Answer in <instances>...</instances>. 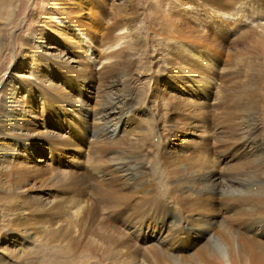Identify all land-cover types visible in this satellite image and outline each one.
Returning <instances> with one entry per match:
<instances>
[{
    "label": "rangeland",
    "instance_id": "1",
    "mask_svg": "<svg viewBox=\"0 0 264 264\" xmlns=\"http://www.w3.org/2000/svg\"><path fill=\"white\" fill-rule=\"evenodd\" d=\"M42 2L47 6L45 10L41 7V0H0V109L1 107L12 109L14 105H20V108L26 109V113L34 110V113L43 117L49 115L44 113H47L46 105L50 102L55 114H51L47 128L59 136L71 138L73 144L69 141V145L60 148L57 161L53 159V153L49 151L46 153L45 149L41 151L38 148L34 152L35 158L30 161L33 171L36 170L34 173L39 175L35 174L34 180L30 178L29 184H32V188L30 194L24 197L27 203L20 207L25 213L17 214L15 221L10 223L11 226L6 224L9 216L14 210L19 213L17 207L19 208L23 201L20 197L21 200L6 195L9 193L7 186L11 183L12 175L16 174H12L15 165L10 163L7 168L0 170V264H222L210 256L207 242L209 243L213 236L217 239L220 237V240L224 239V224L236 227L238 233L245 232L244 228L249 223L246 213L251 215L250 220L255 217L264 218V196L252 198L246 205L236 206L237 209L236 207L231 209L233 212L223 205L214 203L221 202L220 194L229 199L230 192L227 187L224 189L223 184H219L222 183L221 180L226 177L228 179L242 167H247V164L252 165L250 163L254 160L249 162L252 157L257 159L255 161H258L259 165H264V151L261 153L263 157L245 154L247 150L251 151L250 149L244 152L237 151L235 147L240 140L236 136L230 139L229 132L234 126L232 123L236 124L240 116L251 113L256 120L254 140L264 145V30L260 26L264 24V20L254 13L253 16L241 22H234L230 26V19L224 18L223 22L218 16L213 17L204 6L187 8L177 5L176 0H103V6L95 9L83 0ZM119 12L122 17L124 14L127 15L128 18L124 16L127 20L124 17L120 18ZM96 15L101 16L103 26L113 18L128 26L126 31L124 28L122 30L102 28L109 31L105 30V35L103 34L106 41H116L115 32L121 31L118 34L122 37L117 39L116 46L112 44L106 49L111 53V57L99 61L85 57L83 43L76 37L74 30L69 28V25H72L93 32L91 29L93 26L79 25L78 22L88 23L91 19L95 20ZM63 18H68L74 23L65 25ZM33 31L36 32V40L41 39L42 48H37L31 41L30 33ZM50 31H54L53 34ZM54 36L60 39L56 40ZM214 42L222 46L223 52L215 60L214 65L208 67L207 62L201 61V57H204L201 50ZM34 46L36 50L31 54ZM94 49V55L98 57L99 53L96 50L104 52L99 46ZM43 51L51 52L53 56H45ZM56 51L64 53L69 62L57 60ZM35 54L36 57L37 54H42L43 58L39 63L33 57ZM88 55L93 57L91 52H88ZM45 63L59 66V71H54L58 78L48 76V72L39 67ZM109 70L113 71L110 75ZM121 70L126 71L125 78L121 76ZM207 71L213 75L214 80L210 82L211 86L209 83L210 93L205 98L199 89L194 87L193 92L190 88L189 76L194 77L195 82L200 84L198 79H201L204 73L207 74ZM89 73L91 80L86 82L84 78L86 79L85 75ZM66 80L80 81L81 91L71 92V84L66 89ZM107 81L113 83L124 81V84L116 86L113 92L128 95V100L122 107L123 113H119L121 124L118 130L112 136L108 135L109 138L99 134L96 138L92 136V132L98 125H94L92 115L102 105V89ZM23 86L32 90L29 92L33 94L31 97L35 100L28 105L23 102L27 98ZM61 95L73 96L74 100L81 97V106L74 104L73 108L79 109L73 110L68 106L70 104L64 96L60 101L56 100ZM47 96L50 97L49 100ZM87 112L91 114L90 117L83 116ZM114 113H118V110ZM6 117L0 114L1 121H7ZM15 117L19 118L16 115ZM198 117L203 119V122ZM183 122L184 126H187L183 127ZM193 123H196L195 126ZM69 125L75 128L74 134L69 130ZM40 137L39 135L36 137L39 138L36 139L38 143ZM6 140L9 138L6 137ZM41 141L48 146V141ZM17 143L20 145V142ZM37 151L41 154H36ZM123 152L127 156L137 155V162L144 164L141 169L143 171L136 175L137 177L134 176L136 178H131L132 181L130 178L125 179L122 172L112 168L115 163L112 162L114 155L118 156ZM248 157L251 158L248 160ZM38 158L44 162H40ZM258 164L254 166L259 167ZM92 166L100 170L104 167L102 170L107 171L106 175L112 178L111 183L106 182L107 184L100 185L101 187L89 183L87 189L89 195L87 193L86 195L90 199L88 207H91L90 210L93 212L75 219L71 214L74 207L71 200L73 191H61L64 178H60L59 187L58 183L51 179L48 170L54 168L51 171L52 175L68 171L73 176L79 174L76 177H80L89 174ZM209 168L219 176L214 181L220 186V192L223 191L211 193L215 197V200L212 199L213 206L205 210L199 207L197 209L195 199L187 190L179 192L180 194L177 192L179 196L175 194L176 191L170 194L172 197L175 195V198L169 197L170 199L174 202L179 201L174 203L177 208L167 203L164 193L168 188L189 180L194 182L192 174ZM60 169L65 170L62 172ZM184 173L189 174L187 176ZM99 176H96L97 179L103 182V178ZM135 179L136 181L142 179L140 183L145 187L140 186L138 191L132 188L131 183ZM262 179L264 177H261ZM132 189L137 192L133 193ZM63 193L65 197L62 196ZM40 195L53 201L50 210L54 208L56 216L53 215V211L47 212L44 209L43 215V209L39 210L44 202L43 199L38 201ZM66 196L71 197L68 202H64L67 200ZM233 196L232 194L229 197ZM153 197L158 198L154 205L151 203ZM180 197L182 199H179ZM18 200L21 203H18ZM160 201L165 202L161 204ZM188 201H192V204ZM120 202L126 203L125 206L130 204L128 207H131L124 210L123 216L124 214L126 217L130 216L134 209L137 216L140 215L142 220L138 223L143 222L141 230L116 215H110ZM136 202H139V206L140 203L143 204L141 207L138 204L133 205ZM148 202L151 203L149 208ZM34 206H37L38 211L34 210ZM66 208L69 210L66 211ZM25 209L29 212L32 210L33 215ZM175 210L181 212L182 219H186L182 224L185 229L178 233L173 229L178 221V217L175 218L177 214ZM55 211H60L61 214ZM45 215L58 219L57 229L43 227ZM58 215H62L60 220ZM210 216L216 221L201 226L203 217L209 221ZM257 222L259 220L256 221V225L259 224ZM201 229H208V234L202 237ZM189 232L190 235L187 236ZM262 233L263 236L257 237L264 241V229ZM126 237H129V240L125 239ZM252 237L257 241L255 235ZM239 250L241 255L237 257L235 264H252L251 257L255 249L243 237L240 238Z\"/></svg>",
    "mask_w": 264,
    "mask_h": 264
},
{
    "label": "bare ground",
    "instance_id": "2",
    "mask_svg": "<svg viewBox=\"0 0 264 264\" xmlns=\"http://www.w3.org/2000/svg\"><path fill=\"white\" fill-rule=\"evenodd\" d=\"M105 1V0H104ZM83 2H85L86 4H90L92 8H97V7H102L103 6V0H83ZM177 2V5H182V6H187V8H197V5L198 6H204L206 7L209 12H211L212 16L214 17H217L218 19L220 20H223L224 18L225 19H230V26H232V23L234 22H241L243 19L245 18H249L250 16H253V14L255 13L256 15L259 16L260 19L264 20V0H176ZM22 3V2H21ZM20 3V4H21ZM42 2L41 0V7L45 10L47 8V6H45L46 4ZM107 3V2H105ZM19 4V5H20ZM23 4V3H22ZM238 5V7H236ZM24 7V5L22 6V8ZM56 7V6H55ZM91 7L89 9H91ZM48 10V9H47ZM10 11V10H9ZM21 11V10H20ZM118 12V11H116ZM121 12H119L120 14ZM118 14V13H117ZM115 17L117 16L116 13L114 14ZM121 15V14H120ZM118 15L120 18L124 19L127 15L124 14V18L122 17V15L120 16ZM100 17L101 16H97L96 15V18L95 20L94 19H91L89 20L88 23H84V22H78L79 25H86V26H93L91 29L93 30L90 31V30H82L80 27H73L72 25H69V28L73 29L74 30V33L76 35V37L79 39L80 42L83 43V47H84V53L85 54V57L89 60L95 58L97 59L98 61L100 59H104V58H109V56L111 55V53H108L106 49H109V47H111L112 44H116L118 43L117 39L119 40L121 36V34L119 35L118 33L121 32L119 31L118 33L115 32L116 34H114L115 38H116V41L113 40V42L110 40V41H106L104 38V31L106 29H102L103 27H107L108 29H121L124 28L125 31H126V28L128 26H125L123 23L119 22V21H115L113 20V16L111 18L112 21H107V23L103 26L102 25V21L100 20ZM109 17V16H108ZM223 17V18H222ZM226 17H229V18H226ZM128 18V16H127ZM216 18V19H217ZM258 18V19H259ZM102 19V18H101ZM105 19V17H104ZM117 19V17L115 18ZM126 19V18H125ZM103 20V19H102ZM127 20V19H126ZM124 20V21H126ZM215 20V19H214ZM63 21H64V24L67 25L68 23L71 24V23H74L72 21H70L68 18H63ZM99 21V22H98ZM122 21V20H121ZM216 21V20H215ZM219 22V21H217ZM224 22V20H223ZM125 23V22H124ZM184 23V22H183ZM216 23V22H215ZM128 24V23H127ZM126 24V25H127ZM225 25V24H224ZM260 25V24H259ZM236 26V25H235ZM262 26L263 30H264V24L263 25H260ZM76 27H77V30L78 32L76 31ZM84 29H87L86 27L82 26ZM128 30V29H127ZM108 30H106L107 32ZM231 31V30H230ZM54 31H50L51 34H53ZM109 32V31H108ZM49 33V34H50ZM205 33V32H203ZM207 33V32H206ZM211 33V32H210ZM213 33V32H212ZM104 34V35H103ZM107 34V33H106ZM112 34V33H111ZM108 35V34H107ZM113 36V37H114ZM30 38H31V41L34 42V45H36L37 48H42L40 46L41 42L40 40L41 39H38L36 40V32H31L30 33ZM54 38L56 40H59L60 38L54 36ZM106 38V37H105ZM193 38V37H192ZM200 39V38H199ZM192 39H190L191 41ZM195 40V39H194ZM208 40V39H206ZM115 41V43H114ZM121 41V39H120ZM205 41V40H204ZM209 41V40H208ZM189 42V41H188ZM207 42V41H205ZM190 43V42H189ZM193 44V43H191ZM203 44V43H202ZM208 44V43H207ZM196 45V44H195ZM100 47L101 50H103L104 52H100V50H96L97 53H99V57L97 55H94V47ZM116 46V45H115ZM199 46V45H198ZM209 46V47H208ZM207 46V48H205L204 46V49L202 48L201 52L203 53L204 57H201V61H204L207 62V65L209 67L214 65L215 63V60L218 59L219 55H221V53L223 52V49H222V46L219 44V43H209ZM50 47V45L48 46ZM180 47V46H179ZM194 47V46H193ZM33 48V47H32ZM181 48V47H180ZM179 48V49H180ZM199 48V47H198ZM186 49V48H184ZM193 49V48H192ZM195 49V48H194ZM200 49V48H199ZM36 48L34 46L33 50L30 52L32 54V52H35ZM38 50V49H37ZM182 51L183 48H182ZM188 51V50H187ZM190 51V50H189ZM196 51V50H195ZM200 51V50H199ZM45 56H53L52 53L48 52V51H43ZM58 52V54L55 56L57 60H59L60 62H69V60L67 61L68 57H65V54L60 52V51H56ZM88 52H91V54L93 55V57H91L90 55H88ZM180 52V51H178ZM186 52V50H185ZM181 53V52H180ZM193 53V52H192ZM90 54V53H89ZM183 54V53H182ZM189 54V53H188ZM196 54V53H194ZM197 55V54H196ZM84 56V55H83ZM177 56V55H176ZM180 56V55H178ZM37 62L39 63L40 60L43 58L42 57V54H37V57H36V54L33 56ZM111 57V56H110ZM182 58V57H181ZM94 59V60H95ZM174 59V58H173ZM178 59V58H177ZM93 60V61H94ZM170 60V59H169ZM179 60V59H178ZM178 62V61H177ZM185 61L183 60V63ZM182 63V61H181ZM203 63V64H204ZM94 64V63H93ZM91 65V63H90ZM39 67L44 70H46V72H48V76H52L54 78H58L57 76H55V73L54 71L55 70H58L60 68H58L59 66L55 65V64H51V63H45V64H41L39 65ZM180 67V66H179ZM205 67V66H204ZM84 69V67H82ZM88 68V67H86ZM92 68V67H91ZM178 68V67H177ZM182 70L184 68H181ZM186 69V68H185ZM214 69V68H213ZM86 71L89 70V69H85ZM113 70V69H111ZM109 70L108 71V74H112L113 71ZM187 70V69H186ZM184 70V71H186ZM207 70L210 71V69L207 68ZM119 71V70H118ZM178 71V70H177ZM180 71V70H179ZM212 71V70H211ZM183 72V71H182ZM107 73V72H106ZM121 76L122 77H126V71L125 70H121ZM203 73V72H202ZM182 74V73H181ZM199 74V73H198ZM214 74V73H213ZM175 75V74H174ZM184 75V74H183ZM203 75V74H201ZM200 76V75H199ZM86 79L84 78V80L86 82H89L91 80V76H90V73L85 75ZM111 78V76H108V78ZM188 77V75H187ZM191 77V78H190ZM201 77V76H200ZM82 78V77H81ZM175 78V77H174ZM177 78V77H176ZM189 80H190V88L193 90L194 87L196 89H199L201 92H203V96L205 98L208 97L209 93H210V88H209V83L212 80L213 75L208 73L207 71V74L204 73V75L202 76L201 79H198L201 83L198 84L195 82V78L192 77V76H189ZM36 80H37V77H36ZM108 80V79H106ZM67 81V84H66V89H68V86H70L71 84V87H70V90L71 92H75V91H81V84H80V81H72V80H66ZM83 81V80H82ZM111 81H107L106 85L103 87L102 89V105L99 109H97L96 112H93L94 114L92 115L93 116V119L92 121L94 122V125H98L96 126V129L92 132V136L96 137L99 135H104V136H112L117 130L118 128L120 127V124H121V115L119 113H123V106H125L126 104V101L128 100V95H123L121 93H114L113 90L116 86L120 85V84H124V81H119L117 83H113V81L110 83ZM210 86H211V83H210ZM80 87V88H79ZM208 87V88H207ZM24 89V92L27 93V98L23 101L25 104L28 105L29 102L31 101H35L31 95L33 96V94L31 93L32 90L30 88H28L27 86H23ZM31 90V92H29ZM195 90H193L194 92ZM78 94V93H77ZM64 95H61L59 96L56 100H59L63 97ZM65 99L68 101V103L70 105H68L69 107L73 108L74 104H76L77 106L80 105L81 106V100L79 97L78 100L77 99H72L74 98L73 96H70V95H65L64 96ZM48 100H49V96H47ZM100 101V100H99ZM192 102V101H191ZM55 103L57 104V102L55 101ZM187 103V102H186ZM24 104L22 103V106ZM58 105V104H57ZM184 105V104H183ZM186 105V104H185ZM47 113H44V114H49L48 116H38L37 113H34V110H32L31 113H26V109L23 107L20 108V105H14L12 107V109H8V107H1V111H0V114L2 113L4 117L6 116H9L7 118V121L3 122L0 120V142L3 144L1 145L0 143V170L2 168H7L6 166L10 163H13L15 165V170L12 171V174L16 173L15 175H12V178H11V183L8 184V191L9 193H7V197H15L18 198L19 200H21L20 198H22V201H23V204H21V206L19 205V208L17 207V210L19 211V213L16 212V210H14V212L12 214H10V219L7 221V225L12 223L13 220L15 219V217H17V214H24L25 211L23 208H20L22 207V205H25L24 203H27L26 202V199L24 198L26 195H29L30 194V189L32 188V184L30 185L29 184V181H30V178H32V180L36 179L35 178V174L37 173H34L36 172L33 171V165L32 162L30 161L31 159H34L35 157L33 156L34 155V152L39 148V150L41 151H49L51 153H53L54 155V160H59L58 159V155H60V148L63 147L64 145H69V141L71 142L72 139L69 138V137H64L63 136H59L57 135L56 133L54 132H51L48 128H47V124H48V121L49 119L51 118V114H55L53 112H55V110L53 109V107L51 106V103L48 102L47 103ZM194 106V105H193ZM177 107V106H176ZM89 108V107H88ZM128 108V107H127ZM79 108L77 109H74L73 110H78ZM81 110V109H80ZM118 110V113H114ZM90 111V110H89ZM202 114V113H201ZM18 116L19 118L15 117ZM90 113L88 114L87 113H84L83 116L84 117H90ZM92 118V117H91ZM200 117H198L199 119ZM240 119L237 121L236 124L232 123V128L229 130L230 132V139H233L232 137H237V139H239L240 141L238 142L237 146L235 147V149L237 151H240V152H244L246 151L247 149H250L251 151L247 150L245 152V154H249V155H253V156H262L261 153H263L264 151V145L258 143L257 141L254 140V131H255V116L251 113H244L242 116L239 117ZM195 119V118H194ZM197 120V119H196ZM199 120H202L203 122V119H199ZM206 121V120H205ZM236 121V120H235ZM207 122V121H206ZM190 124V123H189ZM188 124V125H189ZM194 124V123H193ZM196 124V123H195ZM194 124V126H195ZM200 124V123H199ZM203 124V123H202ZM205 124V123H204ZM77 126V125H76ZM187 126V125H185ZM184 126V122H183V127ZM205 126V125H204ZM202 127V126H201ZM123 128V127H122ZM196 128V127H195ZM179 129V128H178ZM205 129V128H204ZM69 130L72 132V134H74L75 132V128L71 127V125H69ZM84 130V129H83ZM161 131V130H160ZM163 131V130H162ZM168 131V130H167ZM3 132H6L3 134ZM41 136L40 138V142L38 143L36 139H39V138H36L38 135ZM84 134H85V137H86V133L84 131ZM163 134V133H162ZM175 134V133H174ZM36 135V136H35ZM63 135V134H62ZM169 135V133H168ZM71 136V135H70ZM103 136V137H104ZM166 136V135H165ZM164 136V137H165ZM184 136V135H182ZM6 137L9 138V140H6ZM43 137V138H42ZM100 137V136H99ZM235 137V138H236ZM79 138V137H78ZM102 138V136L100 137ZM105 138V137H104ZM103 138V139H104ZM109 138V137H107ZM183 138V137H182ZM185 138V137H184ZM256 139V138H255ZM4 140V141H3ZM41 140H46L48 141V146L47 145H44L42 144V141ZM99 140V139H97ZM215 140V139H214ZM260 140V139H259ZM264 140V139H263ZM17 142H20V145H18ZM73 142V141H72ZM71 142V143H72ZM101 142H103L101 140ZM216 142V141H215ZM38 143V144H36ZM45 143V142H44ZM70 143V144H71ZM73 144V143H72ZM101 144V143H100ZM232 144V143H230ZM162 145V144H161ZM205 146V145H204ZM18 147V149H17ZM101 147H104V145ZM100 147V148H101ZM76 148V147H75ZM174 148V147H173ZM104 149V148H103ZM17 150V151H16ZM81 150V149H80ZM95 151V150H94ZM100 151H104V150H100ZM113 151V150H112ZM119 152V151H118ZM115 153V152H114ZM36 154H41L39 151H37ZM62 154V153H61ZM99 155V154H98ZM96 155V156H98ZM130 155V154H128ZM207 155H209L207 153ZM95 156V157H96ZM137 156V155H136ZM135 155H132V156H127V154H124V152L121 154V155H114V157L112 158V162H115L113 163L112 165V168L113 169H117L119 170L120 172H122V176H124L125 179H128L130 178H136L141 171V169H143V165L142 163H139L137 162V158H136ZM186 156V155H185ZM201 156V155H200ZM34 157V158H33ZM263 157V156H262ZM208 158V157H207ZM251 157H248L247 159L249 160ZM254 158V159H253ZM40 162H44L43 159H40L38 158ZM97 159V158H95ZM100 159H101V156H100ZM99 158L98 160L101 161ZM205 159V158H204ZM213 159V158H212ZM255 157H252V159L249 161V162H252V160L255 161ZM261 159V158H260ZM90 160V158H89ZM93 160V159H92ZM209 160V159H208ZM257 160V159H256ZM259 160V158H258ZM29 161V162H28ZM91 161V160H90ZM147 161V160H146ZM205 161V160H204ZM253 161V162H254ZM89 162V161H88ZM111 162V163H112ZM141 162V161H140ZM252 165H249L247 164L248 166L242 167V169L238 172H236L234 175L230 176L228 179L226 177V179H223L221 180L222 183H219L220 185L223 184L222 186H224V189L226 188L227 190H229L230 194L229 196H231L232 194L234 195L233 197H229V199L225 198V196H223V194H220L219 197H221V202H218V201H214V203H216L217 205H223L224 208L230 210L233 212V208H235L236 206H240V205H246L248 204V201L252 198H255V197H259V196H264V179L261 180V177H264V165L262 166V164H258V161H255L256 164L259 165L260 169L258 166H254L256 165L255 162L254 164ZM29 163V165H28ZM95 164V162H93ZM145 163V162H144ZM177 164H179V162H176ZM261 163H262V160H261ZM2 165V166H1ZM89 165V164H88ZM91 165V164H90ZM180 165V164H179ZM90 167V166H89ZM88 167V168H89ZM93 167V166H92ZM139 167V168H138ZM141 167V168H140ZM171 167V166H170ZM181 167V166H180ZM263 167V168H262ZM55 168H58V167H55ZM98 168V167H97ZM104 167L101 168V170L98 168L96 169L95 166L90 169L91 172H89V174H85L83 176H80V177H76L77 175L79 174H76L75 176H73L70 172L68 171H65L63 172L64 170L63 169H60L62 170L63 173H56L54 175H52V170L54 168H49L48 172H49V175L51 177V179L53 178L54 181H56L58 184L57 186L60 185V178H64L65 179V185H64V179H63V185H62V188H61V191H67V190H71L73 191V197H72V206L73 208L71 209V214H72V217H74L75 219L77 218H81V217H84L85 214H88L90 215V213H92L93 211H91V207L89 208L88 205H89V197L86 195L87 193V189H88V185L90 183V185H94L95 186H99L101 187L100 185H104L106 182H109L111 183V180L109 176L106 175V172L103 171ZM107 168V167H106ZM110 168V167H108ZM134 168H137L135 171L133 170ZM212 168V167H211ZM256 168V169H255ZM14 169V168H13ZM113 169H111L113 171ZM123 169V170H122ZM8 170V171H9ZM43 170V169H42ZM89 170V169H88ZM108 170V169H107ZM132 170L134 172H132ZM33 171V172H32ZM44 171V170H43ZM47 171V170H46ZM109 171V170H108ZM125 171V172H124ZM38 172V171H37ZM47 172V173H48ZM61 172V171H60ZM114 172V171H113ZM124 172V173H123ZM182 172V171H181ZM196 172V171H195ZM109 173V172H108ZM115 173V172H114ZM177 173V172H176ZM190 173V172H189ZM188 173V174H189ZM110 174V173H109ZM119 174V173H118ZM181 174V173H180ZM179 174V175H180ZM186 174V173H184ZM182 174V175H184ZM188 174H186L188 176ZM191 174V173H190ZM39 175V174H37ZM41 175V174H40ZM95 177H94V176ZM101 175V178H103V182H101L100 180L97 179L96 176H99ZM136 176V177H134ZM142 176V174H141ZM2 177V176H1ZM49 177V178H50ZM181 177V176H180ZM194 180L193 181H188V182H183V183H178L176 184L175 186H171L170 188H168L167 192L164 193L165 194V200L167 201V203L169 205H171L172 207H175L177 208L176 205H174V203L176 202H179V201H176L174 202L172 199H170L169 197H172V195L170 196V194H173L174 191H176V195H177V192H183V191H188V193L191 195V197H193L196 201V205L197 206L196 208L198 209L201 208V209H209L211 206H213L214 204L213 203V200L215 197L212 196L211 193L215 192V193H222L223 191L220 192L221 188L220 186H217V184L215 183V179L219 176H217L216 173H214L210 168L209 170H204V169H201L200 171H197L196 173L192 174L191 176ZM38 178V177H37ZM100 178V176H99ZM141 178V177H140ZM46 179V178H45ZM112 179V178H111ZM138 179V178H137ZM175 179V178H174ZM114 180V178H113ZM218 180V179H217ZM9 181V180H8ZM132 181V180H131ZM142 181V179L140 180ZM140 181H133V183H131V186L132 188L134 187L135 189H137V191L139 190L140 186L142 187L144 184L140 183ZM173 181V180H172ZM32 182V181H31ZM3 183V182H2ZM88 183V184H87ZM120 183V182H119ZM1 184V183H0ZM107 184V183H106ZM3 185V184H2ZM30 185V186H29ZM149 185V184H148ZM52 186V185H51ZM111 186V185H109ZM4 187V186H3ZM34 187V186H33ZM60 187V186H59ZM124 187V186H122ZM145 187V186H143ZM243 187V188H242ZM5 188V187H4ZM57 188V187H56ZM131 188V187H130ZM135 189H132L133 190V193L135 191ZM148 189V188H147ZM146 189V190H147ZM100 190V188H99ZM127 190V189H126ZM131 190V191H132ZM115 191V190H114ZM135 191V192H137ZM143 191V190H142ZM124 192H127V191H124ZM141 192V191H140ZM252 192V193H251ZM34 193V192H33ZM67 193V192H66ZM65 193V194H66ZM118 193V192H117ZM116 193V194H117ZM144 194V191L142 192ZM88 194V193H87ZM128 194V193H126ZM146 194V193H145ZM180 194V193H179ZM182 194V193H181ZM228 194V193H226ZM33 195V194H32ZM36 195V194H35ZM89 195V194H88ZM131 195V194H130ZM217 195V194H216ZM31 196V195H30ZM38 196V194H37ZM41 197L38 199V197H36L38 199V201L40 199H43L44 202L43 205L41 204L39 210L43 212H45L47 210H50L51 207L53 206L51 200H49V198L47 197H43L42 195H40ZM64 196V193L63 195ZM69 196V194H68ZM127 196V195H126ZM175 196V195H174ZM173 196V197H174ZM179 196V195H177ZM182 196V195H181ZM20 197V198H19ZM54 197V196H53ZM65 197V196H64ZM63 197V198H64ZM67 197V196H66ZM91 197V196H90ZM128 197V196H127ZM135 197V196H134ZM145 197V195H144ZM172 197V198H173ZM183 197V196H182ZM182 197H180L179 199H182ZM227 197V196H226ZM51 198V197H50ZM71 198V197H70ZM67 197V200H63L64 202H68V199H70ZM130 198V197H129ZM140 198V197H138ZM175 198V197H174ZM185 198V197H184ZM187 198V197H186ZM225 198V199H224ZM264 198V197H263ZM5 199V198H4ZM14 199V200H15ZM32 199V198H31ZM65 199V198H64ZM177 199V198H176ZM18 200V203H21V201L19 202ZM70 200V201H71ZM123 200V199H122ZM121 200V201H122ZM138 200V199H137ZM136 200V201H137ZM147 200V199H146ZM153 202V205H154V201L155 200H158V198H152ZM215 200V199H214ZM34 201V200H33ZM37 201V202H38ZM145 201V200H144ZM143 201V202H144ZM118 202V201H117ZM140 202V201H139ZM139 202H136V204L134 203L133 205H137L139 206ZM142 202V201H141ZM161 202V201H160ZM165 202V201H162L161 204ZM182 202V201H181ZM185 201H183L182 203H184ZM188 202H192V201H188ZM187 202V204H189ZM71 203V202H70ZM69 203V204H70ZM146 203V201H145ZM145 203L143 206H145ZM150 203V204H151ZM126 203H119L118 204V207L116 208V210L114 209V211L110 213V215H116L119 217V219L123 220L124 222H127V223H131L133 226H135L137 229L139 228L140 230L142 228L141 225L143 224V222H140L138 223L139 221H141L142 219H140V215L137 216L136 212H135V209H134V212H132V214H129V212H127L130 216H127L126 217V214H124L125 216H123V212L124 210L130 205L127 204V206H125ZM143 204V203H142ZM142 204L140 203V206H142ZM150 204L148 202V208L150 207ZM192 204V203H191ZM195 204V203H193ZM27 205V204H26ZM32 205V204H30ZM64 205V204H63ZM62 205V206H63ZM66 205L68 206V204L66 203ZM147 205V204H146ZM152 205V206H153ZM178 205V204H177ZM184 205V204H183ZM18 206V205H17ZM28 206V205H27ZM61 206V207H62ZM92 206V205H90ZM179 206V205H178ZM216 206V205H215ZM15 207V206H14ZM65 207V206H64ZM136 207V206H135ZM237 207L235 209H237ZM246 207V206H245ZM28 208V207H27ZM30 208V206H29ZM28 208V210H29ZM70 209V205L68 207ZM68 208H66L65 210H69ZM129 208V207H128ZM131 208V207H130ZM129 208V209H130ZM147 208V210H148ZM155 208V207H154ZM174 208V209H175ZM241 208V207H240ZM33 209V208H32ZM45 209V211H44ZM62 209H64L62 207ZM92 209H93V206H92ZM128 209V211H129ZM133 209V208H132ZM139 208L137 207V210ZM169 209V208H168ZM173 209V210H174ZM196 209V210H197ZM213 209V208H212ZM217 209V208H216ZM221 209V208H220ZM218 209V211L220 210ZM225 209V211H226ZM26 211H28L27 209H25ZM31 210V209H30ZM34 210L38 211V208L37 206H34ZM54 208L50 211H53ZM61 210V209H60ZM64 210V212H65ZM112 210V209H111ZM142 210V208H141ZM152 210V209H151ZM202 210V211H204ZM32 211V210H31ZM30 211V212H31ZM62 211V210H61ZM150 211V209H149ZM199 211V210H198ZM197 211V212H198ZM209 211V210H207ZM213 211V210H212ZM217 211V210H216ZM224 211V212H225ZM247 211V210H246ZM29 212V211H28ZM28 212L26 214V216L28 215ZM29 212V213H30ZM56 212V211H55ZM60 212V211H59ZM59 212H56V213H59ZM63 212V213H64ZM70 212V211H69ZM154 212V211H153ZM169 212V211H168ZM177 214L175 215V218L178 217V221H176V224L174 225V230L176 233L180 232L181 230L185 229L184 226L182 225L186 219H182L180 216L181 215V212L179 211H176ZM210 212V211H209ZM231 212V213H232ZM235 212V211H234ZM237 212V211H236ZM36 213V212H35ZM40 213V212H39ZM53 215L56 216V214L54 213V211L52 212ZM125 213V212H124ZM148 213V212H147ZM205 213V212H204ZM211 213V212H210ZM215 214V212H212ZM211 213V214H212ZM217 213V212H216ZM228 213V211H227ZM31 214L33 215V213L31 212ZM38 214V212H37ZM49 214L51 215V213L49 212ZM61 214V213H59ZM172 214V213H171ZM206 214V213H205ZM209 214V213H208ZM44 215V213H43ZM49 215V216H50ZM51 215V216H53ZM92 215V214H91ZM223 215V214H222ZM229 215V213H228ZM48 216V214H47ZM46 217V219H44V221L42 222V224H46L44 225L43 224V227H50V228H54V229H57V225L59 226V221L58 219L56 218H52V217ZM59 216V215H58ZM62 216V215H60ZM58 217L59 220L61 217ZM174 216V215H172ZM201 216V215H200ZM214 216V215H212ZM246 216H247V219L249 220V223H247L246 227L244 228L245 232H240L238 233V229L235 227H230L228 224H224L223 227H224V233H225V237L223 240H220V237L219 239L217 238H213L209 241V243L207 242V249H208V252L210 254V256H213L212 258L213 259H216L218 262L222 263V264H235L237 263L236 260L238 259L237 257L241 255L240 253V250H239V246H240V238H244L248 241V243L251 245L252 248H254V255L253 257H251L252 259V264H264V241L263 240H259L257 236H263V229H264V218L262 217H255L253 220H250L251 219V215H247L246 213ZM20 217V216H19ZM34 217V216H33ZM92 217V216H91ZM115 217V216H114ZM218 217V216H217ZM142 218V217H141ZM199 218V217H198ZM197 218V219H198ZM210 220L208 221L206 219V217L202 219V224L201 226H205V224H208V223H212L214 221H216L214 219V217L211 218V216L209 217ZM18 219V218H16ZM27 219V218H26ZM192 219L195 220L194 217H192ZM28 220V219H27ZM257 223H259L258 225H256V221H258ZM261 220V221H260ZM15 221V220H14ZM29 221V220H28ZM171 221V220H170ZM173 221V220H172ZM175 222V221H174ZM251 223V224H250ZM15 224V223H14ZM125 224V223H124ZM130 224V225H131ZM192 224V223H191ZM197 224V223H196ZM12 224H10L11 226ZM186 225V224H185ZM187 226V225H186ZM211 226V225H210ZM209 226V228H211ZM244 226V225H243ZM259 226V227H257ZM44 227V228H45ZM172 227V226H171ZM197 227V226H195ZM112 228V227H111ZM43 229V228H42ZM47 229V228H46ZM173 230V231H174ZM202 230V231H201ZM200 230V234L203 236H205V234H208L209 230L208 229H201ZM52 231V230H51ZM202 232V233H201ZM260 232V233H259ZM172 234V233H171ZM221 234V233H220ZM76 235V234H75ZM123 235V234H121ZM190 235V232L187 234V236ZM252 235H255L257 241H254L252 238ZM175 236V234H174ZM198 237V236H197ZM252 237V238H251ZM206 238V237H205ZM222 238V237H221ZM125 239H128L129 240V237H126ZM209 239V238H208ZM127 241V240H126ZM125 241V242H126ZM202 241V240H201ZM204 241V240H203ZM127 243V242H126ZM129 245V244H128ZM127 245V246H128ZM130 248V247H129ZM126 250V249H125ZM239 261V260H238Z\"/></svg>",
    "mask_w": 264,
    "mask_h": 264
}]
</instances>
